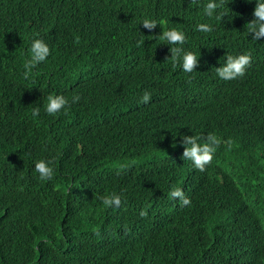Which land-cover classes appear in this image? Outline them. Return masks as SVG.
<instances>
[{
    "label": "trees",
    "instance_id": "trees-1",
    "mask_svg": "<svg viewBox=\"0 0 264 264\" xmlns=\"http://www.w3.org/2000/svg\"><path fill=\"white\" fill-rule=\"evenodd\" d=\"M206 2L0 0V264H264V37L247 31L254 2L223 0L219 21L201 17ZM144 18L185 33L192 73ZM34 38L50 55L25 78ZM245 53L243 77L216 76ZM49 94L67 114L43 111ZM209 133L222 143L200 172L182 137ZM109 193L121 204L102 210Z\"/></svg>",
    "mask_w": 264,
    "mask_h": 264
},
{
    "label": "clouds",
    "instance_id": "clouds-1",
    "mask_svg": "<svg viewBox=\"0 0 264 264\" xmlns=\"http://www.w3.org/2000/svg\"><path fill=\"white\" fill-rule=\"evenodd\" d=\"M249 3L254 2L255 8L253 10V19L246 24L247 31L252 35L254 41H259L264 37V0H248ZM224 7L223 0H207L203 3L200 10L201 17H207L210 21L215 19L219 21L225 14L223 11H218ZM165 21H157L151 18H144L140 25L145 29L151 31L159 25L163 30L158 36H156L165 45H171L169 47L170 60L173 66H177L185 73H192L198 66L199 59L197 54L192 51H183L180 45H183L186 41L185 33L177 28L164 27ZM195 31L210 33L213 31V25L211 23H199L195 24ZM143 41L138 42V46ZM50 55V48L42 39L34 38L31 40L30 47L28 49V55L23 60V75L25 78L33 75V70L38 67L39 64L44 63ZM251 55L250 53L240 54L237 56L227 55L223 65L216 68V76L222 80H235L238 77L245 75L246 68L250 65ZM38 74V73H36ZM80 100L79 95H75L71 98V103L75 104ZM151 100V93L145 91L139 98V104H148ZM69 100L63 95L49 94L44 103L43 111L49 116H55L64 111L67 114ZM40 107L33 108L31 110V116L33 119L40 115ZM183 140V154L182 158L192 162L193 167L204 172L206 165H208L212 159L213 154L216 152L217 147L222 143L221 138L215 133H209L206 138L200 135L184 136ZM229 145L231 141L228 142ZM34 171L38 174V178L41 182L49 181L53 179L55 175L54 168L51 160L40 159L34 162ZM171 198H179L181 205H188L189 200L184 196L182 190L178 187H174L170 192ZM101 201L103 209L118 208L121 204V196L115 193H109L98 197ZM141 216L145 215V212L141 211Z\"/></svg>",
    "mask_w": 264,
    "mask_h": 264
}]
</instances>
